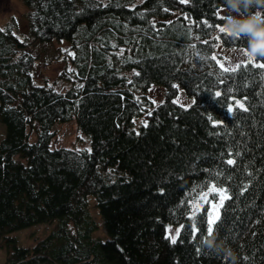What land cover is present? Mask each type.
<instances>
[{"label": "trees", "instance_id": "obj_1", "mask_svg": "<svg viewBox=\"0 0 264 264\" xmlns=\"http://www.w3.org/2000/svg\"><path fill=\"white\" fill-rule=\"evenodd\" d=\"M22 2L29 35L69 40L71 69L59 74L71 83L61 90L35 82V56L14 19L0 26L4 264H264V68L254 66L264 59L234 67L213 59L212 33L226 21L216 8L226 0ZM256 8L264 16V5L240 11ZM219 37L248 48L246 34ZM152 84L164 86L157 103L147 94ZM178 87L189 104L174 99ZM71 117L89 148L51 145L54 122ZM210 182L229 197L211 234L207 203L189 215L191 199ZM88 193L105 238L92 234ZM54 219L32 246L11 234ZM169 223L180 224L175 244ZM209 240L235 259L208 248Z\"/></svg>", "mask_w": 264, "mask_h": 264}, {"label": "rangeland", "instance_id": "obj_2", "mask_svg": "<svg viewBox=\"0 0 264 264\" xmlns=\"http://www.w3.org/2000/svg\"><path fill=\"white\" fill-rule=\"evenodd\" d=\"M104 1V0H103ZM140 1V0H134ZM27 10L26 5L22 0H0V26L5 22L14 19V29L24 41L25 48L30 51L34 56L33 65V79L37 83H50L54 87L64 90L67 88L71 79L61 76L59 73L65 69L69 71L71 69V62L69 58L70 46L69 40L61 38H51L49 40H38L32 35L27 33V21L25 18V12ZM252 13H259L262 15L261 8H256ZM216 14L219 16H225L226 18L231 15H245L241 11L235 12L230 10L227 6H219L216 8ZM263 16V15H262ZM226 21H222L216 25L212 36L214 37V52L213 55L218 63L222 67H234L240 61L249 60L247 55L248 48L245 46H229L222 43L219 37V29L225 27ZM219 37V38H218ZM255 62L254 57L252 62ZM148 96L152 99L153 103H157L163 99L164 86L161 84H152L147 89ZM174 99L187 105L192 101V98L187 95L182 87H178V92ZM237 100L244 104V101L240 97H235L234 102ZM234 102H230L229 108ZM140 120L135 118L136 124ZM53 137L51 139L52 146H68L74 148H89V136L77 126L74 117L63 121H55L53 126ZM29 140L32 141L36 137L33 126L28 127ZM5 132V126L0 121V138ZM16 158H20L18 154L14 155ZM213 186L216 189L224 190L221 186L210 182L206 188L201 190L196 198H192L190 202L189 215L193 214L204 203H207L208 216L210 214H217L221 200V195L217 191H213ZM224 194L226 192L224 190ZM88 210L94 216L97 226L92 230V234L105 238L107 233L102 224V218L98 207L95 203V198L92 193L87 194ZM213 205H218L217 208H213ZM56 220L41 221L33 223L11 232L16 238V243L19 245L32 246L40 237L44 236L49 230L55 227ZM180 224L169 223L166 225V234L171 239L172 236L176 237L177 230ZM8 247L3 243L0 246V264H4Z\"/></svg>", "mask_w": 264, "mask_h": 264}, {"label": "clouds", "instance_id": "obj_3", "mask_svg": "<svg viewBox=\"0 0 264 264\" xmlns=\"http://www.w3.org/2000/svg\"><path fill=\"white\" fill-rule=\"evenodd\" d=\"M227 7L235 12L240 9H250L254 4L264 5V0H226ZM233 37H240L246 34L248 37V56L264 55V16L259 13L249 15H231L226 18L224 27ZM206 246L217 254L233 256L231 249L226 248L222 243L209 240Z\"/></svg>", "mask_w": 264, "mask_h": 264}, {"label": "snow or ice", "instance_id": "obj_4", "mask_svg": "<svg viewBox=\"0 0 264 264\" xmlns=\"http://www.w3.org/2000/svg\"><path fill=\"white\" fill-rule=\"evenodd\" d=\"M180 2H182V3H183V2H187V0H180ZM255 5H256V4H254V6H255ZM204 24L207 25V21H205ZM209 27H211V26H209ZM219 31H220L221 33H225V34H227V35L232 36V35H231L230 33H228L227 30H226L225 28H223V27H221V28L219 29ZM232 37H233V36H232ZM218 38H219V37H218ZM233 38H235V37H233ZM259 57H260L261 59H264V55H260ZM252 58H253L252 56H249V63H251ZM213 59H215V57H213ZM254 66L264 68V64H256V65H254ZM238 67H239V66H238ZM225 70L227 71L228 69H225ZM220 95H221V93H219V92L216 93V96H217V97H219ZM235 103H236V106H237L238 108L247 111V109L244 107V104H243L241 101L237 100ZM228 111L231 113V112L233 111V109L230 107V108L228 109ZM214 123H216V122L214 121ZM228 163H229V164H232V163H234V161L229 160ZM212 190H213V191H217V192L220 193V195H221V200H224V199H228V198H229V197H227V196L224 194V190L216 189L214 186H213V189H212ZM217 207H218V205H213V208H214V209L217 208ZM218 219H219V216H218V215L210 214V219L207 221V224H208L207 231H208L209 234L212 233V231H213V225L216 224V221H217ZM177 235H179V231H178V230H177ZM201 235H202V233H201ZM171 242H172L173 244L176 243V237H175V236H172V237H171Z\"/></svg>", "mask_w": 264, "mask_h": 264}]
</instances>
